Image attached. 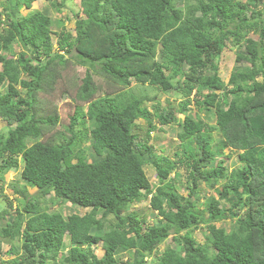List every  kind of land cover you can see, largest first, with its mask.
<instances>
[{"label":"trees","instance_id":"1","mask_svg":"<svg viewBox=\"0 0 264 264\" xmlns=\"http://www.w3.org/2000/svg\"><path fill=\"white\" fill-rule=\"evenodd\" d=\"M34 1L0 0V199L18 169L35 189L8 181L22 206L0 208V254L6 243L14 255L0 264H118L122 254L125 264H264V0H78L75 36L43 11L22 14ZM65 1L49 6L60 14ZM229 47L239 65L225 83L218 60ZM69 61L86 69L72 91L60 81ZM58 85L62 116L39 99ZM159 92L177 95V109ZM171 125L180 153L151 159L150 133ZM44 127L54 132L42 140ZM141 202L150 225L125 212ZM65 203L79 212L52 209ZM200 226L204 245L191 235Z\"/></svg>","mask_w":264,"mask_h":264},{"label":"rangeland","instance_id":"2","mask_svg":"<svg viewBox=\"0 0 264 264\" xmlns=\"http://www.w3.org/2000/svg\"><path fill=\"white\" fill-rule=\"evenodd\" d=\"M50 1H60V0H36L32 3V7L29 10L23 9L21 10L22 14H27L31 11H43L45 14L49 15L50 18L52 20L56 19V20H63V25L64 27L67 28L68 31L71 32V36H75V32L73 31V22L75 19V13L78 11L79 7H78V0H66L65 1V6L62 8V12L60 14H57L56 11L54 10V8H51L49 6ZM75 13H74V12ZM68 17V18H66ZM52 30H57L60 31L61 28L60 27H52ZM56 32V31H55ZM253 38H257L256 35H252ZM52 40H53V46L56 47V40L57 38L55 36H52ZM19 46L17 44H14L12 46V51H18ZM56 51V50H55ZM60 54L62 53V51H59ZM157 59L159 60V56H157ZM219 63V77L226 83L227 79L229 77V74L231 72H233L236 67H238V63L235 61V54H234V48H226L223 53L221 54L220 59L218 60ZM66 69V70H65ZM62 72V79L60 80L61 82H63V84H65L70 91H72L75 87H71L74 86L76 84V82L78 83V81L84 77L86 69L83 66L77 65L75 64L73 61H69V63L67 64L66 68H65ZM260 79V78H258ZM93 80L95 81L96 84L100 85L101 88L105 89L107 87V84L104 82V80H102L101 78H99L98 76L94 75L93 76ZM62 85H58L56 87V90L52 91V92H46V93H41L39 94V99L41 102L42 107L44 108L45 111L49 110L50 107L55 109V111L57 112V114L59 116H62V111L64 108V105L66 102H68L69 98H62L59 96V91L61 90ZM1 90H5V86L1 88ZM194 92L192 93L191 98L193 97ZM158 99L160 101H162V103L164 104V106H166L165 101L169 102L170 104V108L176 110L178 107V104L181 102V99L175 95V94H162V93H158ZM149 109H152V105H148ZM188 110H190L192 113L196 111V107L193 105V103L191 102L188 107ZM50 114H56V113H50ZM177 117L179 119L183 118V113L181 114H176ZM203 113H201V117H202ZM206 123H211L209 121V119L205 120ZM62 124H66L65 119L62 118V120L60 119V123L55 125L54 128L57 129H62ZM138 123V121H137ZM13 126V125H12ZM11 126V127H12ZM15 126V125H14ZM6 129V122L1 121L0 120V130H5ZM45 129H48L47 127H44V135L42 137H40L39 139L44 140L46 137L50 136L51 132L53 133L54 131H52L53 127L49 128L47 131ZM179 131V129L177 128L176 125H171V126H166L164 128V131H152L150 133V144H152L153 146V153H152V157H150L151 159L154 158L155 156H159V155H163V156H168L170 159L174 160L175 158H173V154L175 152L180 153L181 148L179 147V142L176 138V134ZM48 134V135H47ZM46 135V136H45ZM208 138L210 139V142L212 144V146H216L218 143H220L221 139L219 138V135L215 132L211 133L208 135ZM88 145V142L86 141L84 143V146ZM223 155L227 156V159L225 160V165L228 166L229 168H232L234 165H236V160L229 155V151L228 150H224L223 151ZM21 167V164H20ZM146 175L148 177V179L150 181H152L151 183L154 185V183H156V177H155V171L154 169L149 166V165H145L144 167ZM180 172L182 173V176H186V172L184 170V168L180 169ZM172 177V175H171ZM182 178L184 183L186 181L185 178ZM8 181H10V184H15L17 186H19V188L24 187L31 195L35 193V189L31 188L30 186H28L27 184L23 183V181L21 180L20 177V169H18L17 171H15L14 173H8L5 176V185H4V189H3V194L6 196L7 200L4 201L2 199H0V208H6L8 202L11 203L12 206V211L14 210V208L16 206H22V200H20V198H18L16 200V195H14L12 193L11 190V186L10 184L8 185ZM154 182V183H153ZM202 189V193L201 194H206V197L209 196H215V194H213V191H210L209 189H206V187L204 186L203 183L200 184L199 186ZM219 187V185H218ZM185 188L180 190V192L184 195L185 194ZM203 198V197H201ZM205 201V200H201L199 199L197 201V205L198 208L200 207V204ZM52 209H58L61 210L63 214L68 215L70 214L72 211L74 212L75 210L78 211L75 207L70 206L68 203H65L63 205V209L59 208V207H55L52 206ZM247 208H243L242 210H240L238 212V215L241 216ZM5 210H3L4 212ZM129 211H135L138 213L139 217L141 219H143V221L145 222V225H150L152 224L155 219L153 218V212L151 211V209L148 206L147 202H141L138 204H133V205H129L125 212H129ZM79 212V211H78ZM13 215V212H11ZM83 213V212H82ZM5 216H7V214L5 213ZM219 226H228L229 222L225 221L224 223H219ZM208 230L206 229L205 226H200L198 228H194L192 229V237L195 239V241L200 244V245H204L205 242V237L208 235ZM167 245V244H166ZM2 253L0 254V263L1 262H6L12 258H14V255H7L5 254V252L9 249L8 245L6 243H2ZM165 247V243H163L159 250L158 253H155V256H158L160 254V252L164 249ZM171 247L174 248V245L171 244ZM94 253L98 258H101L103 255V250L102 247L98 246L95 247L94 249ZM21 255V254H19ZM117 261L118 264H125L126 263V256L125 255H117ZM148 263L153 262L154 258L153 257H149L146 259Z\"/></svg>","mask_w":264,"mask_h":264},{"label":"bare ground","instance_id":"3","mask_svg":"<svg viewBox=\"0 0 264 264\" xmlns=\"http://www.w3.org/2000/svg\"><path fill=\"white\" fill-rule=\"evenodd\" d=\"M6 212V211H5Z\"/></svg>","mask_w":264,"mask_h":264}]
</instances>
